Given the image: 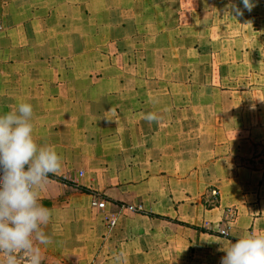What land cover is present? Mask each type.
Returning a JSON list of instances; mask_svg holds the SVG:
<instances>
[{
  "label": "crops",
  "instance_id": "obj_1",
  "mask_svg": "<svg viewBox=\"0 0 264 264\" xmlns=\"http://www.w3.org/2000/svg\"><path fill=\"white\" fill-rule=\"evenodd\" d=\"M253 2L251 16L242 0H0V112L29 103L52 114L32 123L34 139L55 149L59 175L72 183L57 181L76 196L93 178L119 215L110 228L100 217L80 216L77 206L74 219L93 233L87 248L65 250L68 264H203L189 260L197 255L188 244L204 235L229 247L234 238L264 234V108L248 99L252 79L264 77L251 70L264 64V37L255 45L219 35L242 24L230 18L233 5L264 34V0ZM221 10L227 18L218 17ZM241 65L250 66L246 89L214 87L241 79ZM215 95L227 103L244 98L239 138L216 135L220 123L210 114L222 100ZM76 108L85 121L80 139L71 140L76 127L59 113ZM93 111L107 136L86 132ZM153 112L158 123L144 119ZM213 191L220 205L209 208L202 199ZM142 202L135 215L126 208ZM230 209L237 210L232 221ZM54 216L49 222L60 225Z\"/></svg>",
  "mask_w": 264,
  "mask_h": 264
},
{
  "label": "clouds",
  "instance_id": "obj_2",
  "mask_svg": "<svg viewBox=\"0 0 264 264\" xmlns=\"http://www.w3.org/2000/svg\"><path fill=\"white\" fill-rule=\"evenodd\" d=\"M242 2L248 11L255 7L253 0ZM232 11L243 14L235 5ZM32 116L29 103L0 115V264H18L21 255L28 264H42L39 245L51 243L42 230L51 211L41 203L40 190L49 174H59L62 164L52 146L38 145L34 139ZM144 119L158 123L161 117L153 112ZM224 250L221 264H264V234L244 235Z\"/></svg>",
  "mask_w": 264,
  "mask_h": 264
},
{
  "label": "rangeland",
  "instance_id": "obj_3",
  "mask_svg": "<svg viewBox=\"0 0 264 264\" xmlns=\"http://www.w3.org/2000/svg\"><path fill=\"white\" fill-rule=\"evenodd\" d=\"M221 4H225V2H220ZM227 3V2H226ZM255 3V2H254ZM254 8L251 10V16H253L256 12L253 11ZM246 12H249L246 9ZM218 17L220 19L227 18V12H222L218 14ZM233 22L235 23H242L241 25H236L232 27H226V29H222L219 35L221 37H232L235 36L239 38V41H243L244 43H259V38L262 36L264 37V34H261L260 37H258V32H254L252 30V27L257 24L254 19L247 21H244L245 18H243L242 15H237L234 11L231 12V16ZM246 22V26L243 24ZM263 29H264V23ZM243 42L241 44H243ZM256 45V44H255ZM264 61V59H263ZM251 68L252 72L261 73L262 76H264V64H261V67H256V65H252ZM249 65H241L236 69L237 76H240L241 79H238V77L235 79V81H229L227 79L224 80H215L212 81V84L216 88H220L219 90H236V91H243L247 88V85L250 84V81L243 80V73L247 72ZM255 68V69H254ZM225 75H228V69L227 66H223ZM246 71H245V70ZM256 76V75H255ZM252 85L255 86L252 91H255L254 95L248 99H251L254 104H252V107L255 108H264V77L260 78L254 77L252 79ZM214 99V98H213ZM223 98L219 95H215V100H222ZM228 98L220 101L217 106L214 108V111L210 114L212 118H210V121H214L217 124V121L220 123V129L216 130V135L222 138H239V136H242L243 132L242 130V118H243V107H245L242 103L244 102V98L237 97L235 102L227 103ZM255 102H257L255 104ZM261 105V107H257ZM228 108H242L241 111H237L235 113H230L228 111ZM44 108L42 109H36L33 111L32 116V122L35 121V119L41 121L43 120H50L52 114L45 113ZM8 112V108H6L5 111L0 112V115L6 114ZM82 112H84L83 108H76L72 109V111H68V113H59V116H61L60 121L62 123H71L72 125H69L70 127H76L74 130L76 131V134L74 136H70L71 140L80 139V132L83 129L84 125V117ZM87 114V113H86ZM56 115V114H55ZM92 117L90 120L93 123V127L91 129H87L86 132H92L96 135V137H105L107 136V130L105 129H99L95 125H99L98 118L100 117V114L98 113L97 117L94 118V111L92 112ZM90 115V116H91ZM71 117V118H70ZM114 119V118H113ZM206 120V117H205ZM207 121V120H206ZM38 122V121H35ZM89 122V121H88ZM102 122V121H101ZM106 122V121H103ZM103 127V125H102ZM104 128V127H103ZM79 133V134H78ZM94 137V136H93ZM264 152V147L262 149V153ZM83 174V172H80ZM79 173V174H80ZM57 176L63 178L64 175L56 174ZM79 177L83 178V175H79ZM67 180H70L68 176H64ZM55 180V181H54ZM93 178L88 182L87 187L90 190V193H87L83 191L82 189L77 190L78 194L76 196L72 195V192L70 189H64L65 187L57 181V179H53V181H50V185L46 188H43L40 190V198L41 203H43L47 208H52L54 210H51V216H54L56 219L60 220V225H58L57 221L49 222L46 225H42V230L45 232L46 235H48L51 238V243L48 245H39L41 252H42V264H68L69 258L67 256V250H75L78 248H87L89 245L88 238H91V234L93 233L90 229V225H86L84 222H76V213L74 214V210L76 207H79V215L83 217L87 216H96L100 217L103 220H106L107 213H104L102 211H97L94 209V206H92V199L94 197H101L106 198L103 194H99V192L96 188L95 183L92 181ZM83 186V185H82ZM216 193L212 192V195L214 196ZM211 199V198H210ZM111 202V200H109ZM210 202V200H208ZM112 203V202H111ZM112 205V204H111ZM111 205L108 203V208H111ZM128 205H134L137 207H141V211L145 210L144 202L138 203V204H132L128 203ZM49 208V209H50ZM139 211V212H141ZM109 212H112L117 215L116 212L113 210H109ZM136 211L129 210V213L131 215H135ZM237 215V210L230 209L227 214V220L232 221ZM119 217V215H118ZM107 221V220H106ZM76 222V223H75ZM51 223V224H50ZM119 223V218H118ZM118 225V224H117ZM207 228V227H205ZM223 230V229H221ZM221 233V231H216ZM227 236V235H225ZM224 248H227V242L221 240L219 243L214 241V239H211L207 237V235H204L202 239H198L197 241L193 243L188 244V250L189 252H195L197 255V258H194V256L191 255V258L189 260H193L198 262H201L203 264H221V259L226 255V251ZM66 250V251H65ZM212 251H215L212 253ZM221 251V252H219ZM2 255V254H0ZM218 256V259H217ZM18 264H28L26 260L22 258V255L18 257Z\"/></svg>",
  "mask_w": 264,
  "mask_h": 264
},
{
  "label": "trees",
  "instance_id": "obj_4",
  "mask_svg": "<svg viewBox=\"0 0 264 264\" xmlns=\"http://www.w3.org/2000/svg\"><path fill=\"white\" fill-rule=\"evenodd\" d=\"M50 178H53V179H57L59 181H62V182H69V183H72L71 181L67 180V179H64V178H61L59 176H57L56 174H49ZM83 191L87 192V193H90V190L85 187V186H81L80 187ZM202 202L205 206L209 207V208H213V207H216V206H219L220 205V201H219V194L218 192H216V194L214 196H212V198L210 199V202L208 200H206L204 197L202 199ZM146 212V211H145ZM147 215L149 216H155L156 214L152 213V212H146ZM157 216H160V215H157ZM170 219V218H169ZM183 224H186V225H189L197 230H200L202 232H207V233H210V234H215V235H218V236H225L223 235L222 233H219V232H216V231H213V230H210L208 228H205V227H202V226H196V225H191V224H187L185 222H181ZM226 237L228 238H232L231 236L227 235ZM236 240H238L237 238H234Z\"/></svg>",
  "mask_w": 264,
  "mask_h": 264
},
{
  "label": "built area",
  "instance_id": "obj_5",
  "mask_svg": "<svg viewBox=\"0 0 264 264\" xmlns=\"http://www.w3.org/2000/svg\"><path fill=\"white\" fill-rule=\"evenodd\" d=\"M2 30H3V26L0 24V33L2 32ZM64 179H66V178H64ZM213 193H216V191H213ZM107 203H108L107 199L101 198V197H95L92 200V206L101 210L104 213H107L108 216H107L106 220L108 222V225L110 228H114L118 224V215H116L112 212H109ZM126 208L128 210L136 211V212H139L142 209L141 207H137L134 205H128V206H126ZM220 231H221V233H226L225 230H220Z\"/></svg>",
  "mask_w": 264,
  "mask_h": 264
}]
</instances>
